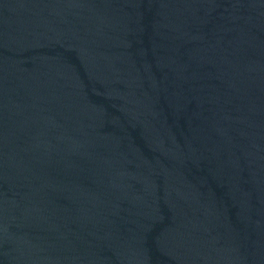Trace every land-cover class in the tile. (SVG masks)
I'll list each match as a JSON object with an SVG mask.
<instances>
[{
	"label": "water",
	"instance_id": "1",
	"mask_svg": "<svg viewBox=\"0 0 264 264\" xmlns=\"http://www.w3.org/2000/svg\"><path fill=\"white\" fill-rule=\"evenodd\" d=\"M0 264H264V0H0Z\"/></svg>",
	"mask_w": 264,
	"mask_h": 264
}]
</instances>
